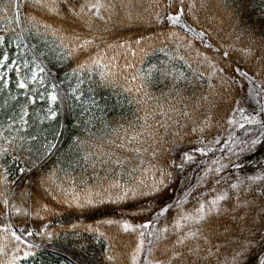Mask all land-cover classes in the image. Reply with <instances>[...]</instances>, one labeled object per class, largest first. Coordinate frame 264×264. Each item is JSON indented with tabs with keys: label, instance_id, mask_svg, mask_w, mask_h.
I'll return each mask as SVG.
<instances>
[{
	"label": "snow or ice",
	"instance_id": "snow-or-ice-1",
	"mask_svg": "<svg viewBox=\"0 0 264 264\" xmlns=\"http://www.w3.org/2000/svg\"><path fill=\"white\" fill-rule=\"evenodd\" d=\"M10 8L9 4L0 5V13L7 21L0 28V94L8 92L11 96L15 78L18 95L12 99L18 101L23 97L24 102L18 116L13 114L6 125L0 124V187L4 189L0 191V197H3L0 205L3 210L29 216L27 208L13 202L15 191L11 197L6 193L14 186L25 185L19 195L26 202L33 196L29 188L35 185L56 203L75 205L81 210L105 203L131 205L126 214H121V219H108L102 223L115 225L124 233L138 234V242L131 252L132 264H264V229H242L236 233L228 229L220 232L217 227L219 218L228 212L222 202L230 200V191L236 193L233 212L244 207L239 193L245 181L237 179L236 183H229L228 188L220 190L218 186L225 180L222 173L229 167L241 169L244 165L240 158L264 144V0H151L145 10L151 17L147 24L168 23L174 29L178 26L184 35L173 30L170 36L180 39L181 43L176 47H182L188 56L174 55L167 63L152 65L146 72L141 69L130 76L124 75L125 84L120 90L127 94V107L134 106L132 118L121 115L109 134L95 140L91 139L94 134L88 131V125L94 126L93 120L97 118L93 109L101 112L107 109L91 95L84 99V85L87 83L89 93L94 91L93 83L98 88L116 86L122 71L136 68L135 64L126 61L121 69L117 59L120 50L135 57L133 44L139 47L145 37L134 41L115 37L108 42L101 36L105 47L100 50L95 35L81 36L73 31L67 39L70 43L75 42V47H70L64 44L62 29L54 28L37 16V13L53 15L92 33L97 28V21L107 25L111 19L113 6L104 0H10ZM201 12L209 23L217 22L222 26L227 21V39H219L215 29L204 26ZM252 13H255L254 18ZM127 16L130 21L133 19L132 12ZM25 22L28 27L24 26ZM41 29L53 36L61 34L59 47L64 49L66 59L74 55L87 57L71 73L75 85L70 86L67 96L70 97V109L77 103L84 106L83 114L88 116L84 122L88 138L74 136L68 149L70 158H57L55 166L32 180L29 176L43 168L63 136V125L51 133V140L39 131H30L29 108L38 101L48 105L44 117L37 113L38 125H43L45 120H56L59 113L53 105L58 101L61 109L64 106L57 85L53 83L49 88L46 83L47 70L38 62L35 52L31 60L25 58L28 51L36 47L25 42V32L41 35ZM103 31L109 29L105 27ZM220 31H223L222 27ZM9 33L14 35L9 36ZM8 44L15 50L11 57ZM197 44L200 47H196ZM21 48L25 50L24 56ZM93 49H96L94 54ZM97 75L99 79L94 81L93 77ZM159 85H164L166 90L157 95L152 88ZM117 105L123 112L125 104L119 97ZM221 108H225L222 124L216 121V113ZM99 118L104 120L103 116ZM104 125L109 127L106 120ZM212 129L222 130L227 135L218 134L208 140L206 133ZM185 142L196 147L186 151ZM218 151L228 155L215 157ZM210 153L214 158L200 161L205 167L195 184H190L173 202L159 201L160 195L173 182L174 172H183L187 166L196 163L197 154L208 157ZM133 160L136 165L129 168ZM8 161L15 174L6 166ZM81 165L85 172L92 170L91 178L97 184L89 186L82 180L80 183L84 188L79 193L74 172ZM113 173L116 178L104 187V181ZM124 175L132 178V182H121ZM213 177L217 179L209 187ZM247 182L249 189L252 184L264 182V172L247 177ZM112 190H117L115 195ZM198 191L200 194L196 195ZM191 200L195 201V206L191 211H185V205ZM41 210L52 212L47 204H41ZM173 210L176 216L162 225ZM36 215L39 216V212ZM136 217L148 219L134 224L132 218ZM2 231L8 236L0 239L11 237L14 241V251L5 264H19L35 255L32 251L35 245L25 239V235L30 237L33 232L14 229L11 224ZM100 236L105 234L100 233ZM146 238L148 246L145 250ZM6 248L7 244L0 245V256L8 255ZM108 248L111 250L113 245L109 243ZM225 251L228 254L222 255ZM105 260L108 264H116L117 256L106 251Z\"/></svg>",
	"mask_w": 264,
	"mask_h": 264
},
{
	"label": "trees",
	"instance_id": "trees-1",
	"mask_svg": "<svg viewBox=\"0 0 264 264\" xmlns=\"http://www.w3.org/2000/svg\"><path fill=\"white\" fill-rule=\"evenodd\" d=\"M84 2V0H80ZM104 2L113 6L111 12V19L107 25L97 21V28L92 33L83 31L79 25H73L71 21H64L56 16L37 13L38 19L51 24L54 28H60L63 30L65 37L64 44L70 47H75V42L70 43L67 37L73 34V31L78 32L81 36L95 35L97 37V44L100 45V50H103L105 44L100 40L102 36L104 40L111 42L113 38L119 37L121 39H128L134 41L142 36L145 37V42L137 47L133 44V51L136 52V56L125 55L124 50H120L121 54L118 55L121 69L128 63L135 64L136 68L129 72H121V77L117 79V85L108 88H98L93 83L92 87L94 91L89 93L87 83L84 85V99L87 100L89 96H93L100 106L107 109L106 112L97 111L93 109L96 119L93 120V125H88V131L94 135L91 139L95 140L100 137H104L110 133L112 127H116L117 121L121 115L126 116L128 119L132 118V108L127 107V100L125 99V93L121 92V86H124V75H132L136 71L144 70L145 72L152 65H162L167 63L169 57L174 55H185L188 53L181 47L177 49L176 45L181 43L179 38H173L170 33L175 30L180 36H183V30L178 26L174 29L172 25L165 23L163 25H151L147 24V19H151L148 13L145 11L151 4V0H104ZM9 4L10 0H0V5ZM132 12L133 19H128L127 13ZM211 14V13H209ZM11 15V8L9 10ZM140 17L139 20L136 17ZM253 18L255 13H252ZM4 14L0 13V28H3L7 21L3 18ZM200 19L205 27H210L216 30L219 39H227L226 33L228 32L227 21L224 25H219L217 22L209 23L203 12L200 13ZM219 19V17H218ZM245 19H248L246 16ZM190 22V21H189ZM25 27H28L25 22ZM14 27V25H13ZM107 27L109 31L105 32L103 29ZM223 31H220V28ZM19 31V29H17ZM14 34L9 33V36ZM60 33L57 36H53L50 33H45L41 29V35L29 34L25 32V42L31 46L35 45V49L28 51L26 59L31 60L33 52L38 56V62L42 63L46 68V83L57 85V91L63 100V109H61L60 101H58L53 107L58 111V116L54 121H47L43 125L37 124V113L40 117H44L46 114L47 103L39 102L37 105L29 108L30 116L29 123L32 125L30 131H39L42 134H46L48 139H52L51 133L60 129L63 125V136L61 139V149L53 155L39 171H34L29 176V179L35 180L41 172H47L50 167L55 166L57 158L68 159V149L71 145L72 138L79 136L81 139L88 138V132L85 131V121L88 119L86 114H83V105L75 104L74 109L69 108L70 97L67 93L70 86L75 85V78L71 75L77 65L85 60L87 57L84 55H74L70 58H65V51L60 45ZM151 38V39H149ZM196 47H200L199 44ZM143 49V51L141 50ZM8 50L10 57L15 54L14 46L8 44ZM21 55L24 56L25 50L21 48ZM96 49H93V54ZM109 55L113 53L109 52ZM235 59V57H233ZM181 66V65H177ZM195 68V64H193ZM204 69H201L203 71ZM186 71H188L186 69ZM94 81L99 77L94 76ZM15 78H13V87L11 88V96L8 92L0 94V124H7L9 117L16 114L18 116L20 105L24 102L23 97L20 100L14 101L12 96L18 95V90L15 88ZM161 90H166L164 85L154 86L152 91L159 95ZM117 97L124 102L125 108L123 112L119 105H117ZM103 116L109 124L108 128H105L104 120L99 117ZM225 118V108H221L216 113V121L220 124L223 123ZM79 125V126H77ZM227 135L222 130L212 129L211 132L206 133V138L211 140L215 135ZM240 135V132L236 133ZM195 139V137H193ZM196 147L195 144L185 142L184 150H191ZM127 154V153H125ZM130 155V154H128ZM177 157L179 153H175ZM227 156L228 153L216 152L215 157ZM214 158L210 153L208 157H201L196 155V163L190 164L183 172H174L173 182L169 187L160 195V202H173L183 195V192L187 190L190 184H195L199 176L202 175L205 165L200 164L201 160L210 161ZM235 159V157H233ZM179 162V160L177 161ZM240 162L243 163V167L239 170H234L231 167L226 169L222 175L225 180L218 186L220 190L226 189L229 183H236L237 179L244 180L245 184L241 186L239 193L241 202L244 207L233 212L234 205L236 203L234 191L229 192L230 200L222 202V207L228 209V212L222 215L217 221V227L220 232H224L225 229L229 231L239 233L242 229H264V182H257L251 185V189L247 187V177L254 176L264 172V144L258 145L254 152L242 156ZM136 165V161L133 160L132 164L128 167ZM199 165V167H198ZM6 166H9V170L15 174V170L10 167V161L6 162ZM147 166V165H145ZM58 175L62 176L63 173ZM77 179V192L82 193L84 185L80 183L82 180H86L89 186H94L97 181L92 177V170L88 169L87 172L83 171V165L77 168L74 172ZM103 175V173H101ZM138 173L136 174V176ZM11 178V177H10ZM115 177V173L108 176V180L104 181V187H107L108 181ZM121 182H125L122 178ZM217 177H213L209 181V187L215 183ZM25 185L20 187H13L6 195L11 197L12 192L15 191L16 196L13 202L17 206L27 208L30 213L29 216L24 217L16 214L14 211L5 212L3 206L0 205V237L8 236V233L2 231V229L11 224L12 221L16 228L26 229V231L33 232L32 236L25 235V239L35 245L32 249L35 255L20 261L19 264H108L105 260V252L110 251L117 256L116 264H132L131 252L136 247L138 242V234L136 233H124L118 229L115 225H106L102 222L108 219H121L122 213H127L131 205L121 204H109L105 203L97 206L93 209L81 210L75 205L69 207L67 204H58L51 198L42 194V190L35 187V185L29 188V191L33 193L31 199L22 201L19 193L24 189ZM65 187H68L65 183ZM98 190V189H94ZM207 189H201L200 191H206ZM0 191H4L3 187H0ZM115 195L117 190H112ZM198 191L196 195H199ZM209 199L211 194H209ZM3 197H0L2 200ZM41 204H47L52 212H44L41 210ZM195 206V201L191 200L185 205V211H191ZM39 212V216L36 213ZM176 216V211L173 210L169 213L168 221H162V225L166 222H170ZM42 217V218H41ZM147 217L132 218V223L140 224L147 220ZM13 227V226H12ZM15 229V228H14ZM91 229H97L92 231ZM100 233H104L105 236L101 237ZM150 238V237H149ZM147 239L145 241V250L147 249ZM111 243L113 248L109 250L108 245ZM7 244L6 252L7 256H0V264H5V261L10 259L11 253L14 251V241L11 237L8 240L0 239V245ZM228 253L222 252V255ZM143 262V257L141 258Z\"/></svg>",
	"mask_w": 264,
	"mask_h": 264
},
{
	"label": "rangeland",
	"instance_id": "rangeland-1",
	"mask_svg": "<svg viewBox=\"0 0 264 264\" xmlns=\"http://www.w3.org/2000/svg\"><path fill=\"white\" fill-rule=\"evenodd\" d=\"M60 149H61V145H58V148H57V150L55 151L54 154H57V153L60 151ZM135 175H136V174H135ZM136 177L139 178V174H138ZM122 179H123L125 182H132V178H130L128 175H124V176L122 177Z\"/></svg>",
	"mask_w": 264,
	"mask_h": 264
}]
</instances>
